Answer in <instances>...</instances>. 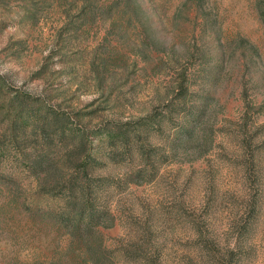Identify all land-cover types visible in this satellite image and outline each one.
Segmentation results:
<instances>
[{
	"label": "rangeland",
	"instance_id": "obj_1",
	"mask_svg": "<svg viewBox=\"0 0 264 264\" xmlns=\"http://www.w3.org/2000/svg\"><path fill=\"white\" fill-rule=\"evenodd\" d=\"M91 149L88 236L32 164ZM0 264H264V0H0Z\"/></svg>",
	"mask_w": 264,
	"mask_h": 264
},
{
	"label": "trees",
	"instance_id": "obj_2",
	"mask_svg": "<svg viewBox=\"0 0 264 264\" xmlns=\"http://www.w3.org/2000/svg\"><path fill=\"white\" fill-rule=\"evenodd\" d=\"M26 104V102H23L20 99L12 101L11 109L8 112L7 117H9V119H11L13 122H18V126L23 127L27 126V124L32 121H39L40 126L45 129V127H48L52 123L53 120L49 117V114L41 115L39 108L34 109L33 107H26ZM39 114L41 115L40 117H38ZM55 126H57V122L55 123ZM192 128L193 127L190 128V131L192 130ZM56 133H58V135H60L59 138L63 140V136L65 135L64 130L61 129ZM46 135V132H44L43 137L45 139L47 138ZM95 135H97V139L103 142H107L108 144H116L117 139H121V142L124 144H128L130 142V135L122 130L117 132L105 130L104 132H96ZM137 135H139V132H137ZM93 154L94 150L91 149L88 150L85 154H81L79 156L77 155L78 163H80L81 165H78V167L76 168H73L71 165H69V167L73 168L74 172L73 174H70L68 179H66V176L69 172V169L71 168L67 166H54L51 162L46 161V159L44 158H38L32 164L33 169L36 170L35 172H40L41 170L44 171V169H46L47 172L49 171V173L46 174L45 183L51 185L52 187H56L60 182H64L65 186L63 187V190H61V193H63V195H66V199L64 200L66 201L69 210L72 211L75 216H80L82 214L86 215L85 219H87L88 223H86L85 232L88 236L95 234L96 225L100 221L106 220L108 218V214L106 211L97 210L94 206V196L96 195V192L92 190L94 189L92 186H94L95 184L92 185L90 183L93 178L89 177V170L91 166H94L92 164L96 162ZM81 174H83L87 179H81L82 176L79 177V175ZM136 177L137 176H135V178ZM106 181L107 180H99L97 182H100V184L103 185ZM76 191L80 192L79 199L73 200ZM73 213L67 212L60 214V221L66 222L68 219H70V216Z\"/></svg>",
	"mask_w": 264,
	"mask_h": 264
}]
</instances>
